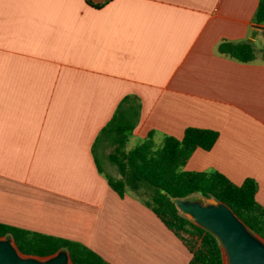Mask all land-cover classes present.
Wrapping results in <instances>:
<instances>
[{"label":"crops","instance_id":"1","mask_svg":"<svg viewBox=\"0 0 264 264\" xmlns=\"http://www.w3.org/2000/svg\"><path fill=\"white\" fill-rule=\"evenodd\" d=\"M258 4L0 0V223L80 242L109 264H189L180 236L109 185L101 160L118 144L101 131L114 115L132 126L126 149L150 131L159 143L188 127L218 132L185 169L252 178L264 206ZM222 40L249 42L257 59L219 54Z\"/></svg>","mask_w":264,"mask_h":264},{"label":"trees","instance_id":"2","mask_svg":"<svg viewBox=\"0 0 264 264\" xmlns=\"http://www.w3.org/2000/svg\"><path fill=\"white\" fill-rule=\"evenodd\" d=\"M86 1L101 8L110 0L103 3ZM254 19L264 23V0H259ZM217 52L242 63L253 62L258 57L256 49L246 41L222 40ZM131 127L119 115H114L101 131L102 136L112 135L118 144L110 154V160L116 165L119 176L108 177L109 185L120 196L131 193L151 208L178 236L186 233L200 238L197 248L189 247L192 253L189 264H224L221 244L212 232L196 225L181 213L168 194L182 199L197 195L225 202L252 232L264 238V206L256 199V180L247 178L238 185L216 170L185 169L197 148L210 150L214 146L218 132L188 127L181 139L167 135L157 144L155 131H150L141 142L126 149ZM8 235L13 237L18 249L26 255L45 257L66 249L73 264H109L80 242L0 223V237Z\"/></svg>","mask_w":264,"mask_h":264},{"label":"water","instance_id":"3","mask_svg":"<svg viewBox=\"0 0 264 264\" xmlns=\"http://www.w3.org/2000/svg\"><path fill=\"white\" fill-rule=\"evenodd\" d=\"M102 3L106 0H92ZM166 193L165 190H163ZM178 210L196 225L212 232L221 244L224 264H264V238L252 232L222 201L202 197L176 198ZM0 264H73L68 250L45 257L23 254L12 236L0 237Z\"/></svg>","mask_w":264,"mask_h":264},{"label":"rangeland","instance_id":"4","mask_svg":"<svg viewBox=\"0 0 264 264\" xmlns=\"http://www.w3.org/2000/svg\"><path fill=\"white\" fill-rule=\"evenodd\" d=\"M157 144H160L157 140H156ZM101 164L107 169V166H111L113 168V173H116V176H119L118 173V169L116 167V165L113 162H107L106 160H101ZM112 170V169H111ZM112 172V171H111ZM194 197H200V196H194ZM189 247L192 248H197L200 245V238L186 234V233H182L180 236Z\"/></svg>","mask_w":264,"mask_h":264}]
</instances>
